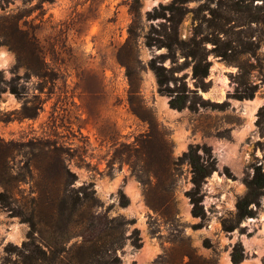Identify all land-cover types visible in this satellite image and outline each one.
<instances>
[{
  "label": "rangeland",
  "instance_id": "374dc122",
  "mask_svg": "<svg viewBox=\"0 0 264 264\" xmlns=\"http://www.w3.org/2000/svg\"><path fill=\"white\" fill-rule=\"evenodd\" d=\"M170 1L54 0L33 8L37 0H0V17L22 14L48 74L43 86L25 81L0 43L3 78L21 77L27 98L41 105L22 118L11 113L23 99L0 92V138L14 142L11 165L25 178L9 193L39 198L46 219V202L65 178L92 183L109 216L135 220L141 246L127 240L117 252L122 264H234L237 242L244 252L237 264H264V187L242 230H223L224 221L235 222L246 181L257 175L264 184V0H190L180 16L161 9ZM191 52L210 62L205 84L192 77ZM150 61L164 68L171 95L158 92ZM249 88L252 97H234ZM171 98L184 107H171ZM190 147L211 167L198 189L184 155ZM28 229L0 206V264L17 263L16 250L5 247L20 246Z\"/></svg>",
  "mask_w": 264,
  "mask_h": 264
},
{
  "label": "trees",
  "instance_id": "16d2710c",
  "mask_svg": "<svg viewBox=\"0 0 264 264\" xmlns=\"http://www.w3.org/2000/svg\"><path fill=\"white\" fill-rule=\"evenodd\" d=\"M21 1L22 3L31 2V0ZM53 1L37 0L33 8H40L44 3ZM188 1L190 0H171L169 4L160 7L180 16L182 6ZM156 12L157 10H154V13ZM21 19L22 14L20 13H8L0 17V43L7 45L14 52L16 67L25 69V81L27 78L35 77L36 85L43 86L44 80L48 77L44 67L45 60L40 55L38 39L34 34L27 32L26 22H22ZM188 55L193 60L192 77L196 83L205 84L204 80L208 75L210 62L198 52H191ZM149 67L155 74L158 92L171 95V90L167 86L168 80L163 73L164 68L153 61L149 62ZM19 79L21 77L17 78L15 75L5 80L0 72V92L7 89L18 99H23L19 111L11 114L22 118H33L41 110L39 99L36 95L27 98V88L19 83ZM188 91L194 93L196 90ZM253 93L254 89L249 88L247 91H236L233 95L237 99H242L252 97ZM169 104L174 108H182L185 100L171 98ZM46 147L48 154L56 153V150ZM13 149L14 142L0 138V186L3 189L0 191V206L10 211L12 216H19L29 226L26 239L20 246L9 244L5 247L8 253L16 250L19 260L14 264H122L117 252L122 249L127 240L134 248L141 246L139 231L134 227L135 220L127 219L120 214L109 216V207L103 209V203L97 197L92 183L74 186V179L65 178L62 189L53 193L46 202L49 208L46 219L39 217L41 215L39 207L42 203L39 198L13 200L9 193L10 187L25 181L24 176L16 173L11 165ZM184 155L191 165L193 187L198 189L209 174L211 167L195 159L196 154L193 147H190ZM61 168L66 177H74L64 166L61 165ZM263 187L264 184L257 175L246 181L245 193L235 202V222L230 224L224 221L223 230L231 231L239 227L242 220L255 216L257 199ZM119 204L121 206L128 204V199L122 193ZM193 214L199 215L196 206H194ZM239 229L242 230L240 227ZM76 236H80L79 243L68 246V241ZM203 246L212 247L208 239L203 240ZM230 258L234 264L244 258L240 243L237 242L232 246ZM196 264H216V261L203 259L201 263Z\"/></svg>",
  "mask_w": 264,
  "mask_h": 264
},
{
  "label": "bare ground",
  "instance_id": "6f19581e",
  "mask_svg": "<svg viewBox=\"0 0 264 264\" xmlns=\"http://www.w3.org/2000/svg\"><path fill=\"white\" fill-rule=\"evenodd\" d=\"M253 104V103H252ZM254 106V105H253ZM256 107V106H255Z\"/></svg>",
  "mask_w": 264,
  "mask_h": 264
}]
</instances>
